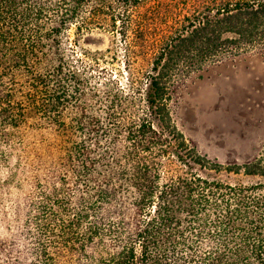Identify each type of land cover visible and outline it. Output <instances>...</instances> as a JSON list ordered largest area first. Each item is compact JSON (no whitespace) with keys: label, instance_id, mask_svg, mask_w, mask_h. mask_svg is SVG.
<instances>
[{"label":"trees","instance_id":"16d2710c","mask_svg":"<svg viewBox=\"0 0 264 264\" xmlns=\"http://www.w3.org/2000/svg\"><path fill=\"white\" fill-rule=\"evenodd\" d=\"M98 30L124 84L92 76ZM263 50L264 0H0V264H264V147L213 163L171 113L190 75Z\"/></svg>","mask_w":264,"mask_h":264},{"label":"rangeland","instance_id":"374dc122","mask_svg":"<svg viewBox=\"0 0 264 264\" xmlns=\"http://www.w3.org/2000/svg\"><path fill=\"white\" fill-rule=\"evenodd\" d=\"M70 36L73 40V31ZM137 44L131 67L148 70L147 48ZM80 45L101 52L100 66L92 76L124 84L125 45L118 33L113 38L110 32L94 31ZM171 113L187 142L211 162L230 166L250 161L264 147V50L226 59L190 75L176 86ZM221 179L237 180L227 174Z\"/></svg>","mask_w":264,"mask_h":264}]
</instances>
